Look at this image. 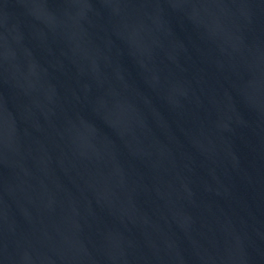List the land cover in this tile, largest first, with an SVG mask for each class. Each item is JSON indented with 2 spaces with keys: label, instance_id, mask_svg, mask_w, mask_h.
Masks as SVG:
<instances>
[{
  "label": "water",
  "instance_id": "obj_1",
  "mask_svg": "<svg viewBox=\"0 0 264 264\" xmlns=\"http://www.w3.org/2000/svg\"><path fill=\"white\" fill-rule=\"evenodd\" d=\"M0 264H264V0H0Z\"/></svg>",
  "mask_w": 264,
  "mask_h": 264
}]
</instances>
